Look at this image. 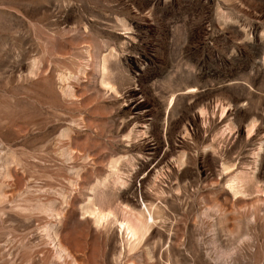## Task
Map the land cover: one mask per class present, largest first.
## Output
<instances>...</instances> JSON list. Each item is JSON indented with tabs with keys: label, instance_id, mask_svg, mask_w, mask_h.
<instances>
[{
	"label": "rangeland",
	"instance_id": "1",
	"mask_svg": "<svg viewBox=\"0 0 264 264\" xmlns=\"http://www.w3.org/2000/svg\"><path fill=\"white\" fill-rule=\"evenodd\" d=\"M0 264H264V0H0Z\"/></svg>",
	"mask_w": 264,
	"mask_h": 264
},
{
	"label": "bare ground",
	"instance_id": "2",
	"mask_svg": "<svg viewBox=\"0 0 264 264\" xmlns=\"http://www.w3.org/2000/svg\"><path fill=\"white\" fill-rule=\"evenodd\" d=\"M95 218H96V222H102V221H104L106 219V217L105 216H101V214H96ZM119 229H120L121 232H123L127 236H129L130 240H135L137 238V236H138L137 230L134 227L130 226L128 223H120Z\"/></svg>",
	"mask_w": 264,
	"mask_h": 264
}]
</instances>
